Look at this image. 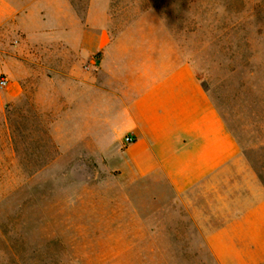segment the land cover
Here are the masks:
<instances>
[{"label": "crops", "instance_id": "crops-1", "mask_svg": "<svg viewBox=\"0 0 264 264\" xmlns=\"http://www.w3.org/2000/svg\"><path fill=\"white\" fill-rule=\"evenodd\" d=\"M116 7L0 0V20L14 14L30 48L16 59L6 99L22 96L28 73L52 71L36 85L52 89L54 102L61 87L63 141L112 152L128 210L158 232L160 248H201L214 264H264V159L239 142L160 18L129 12L113 33Z\"/></svg>", "mask_w": 264, "mask_h": 264}, {"label": "rangeland", "instance_id": "rangeland-1", "mask_svg": "<svg viewBox=\"0 0 264 264\" xmlns=\"http://www.w3.org/2000/svg\"><path fill=\"white\" fill-rule=\"evenodd\" d=\"M129 12L160 18L239 142L264 159V0H117L110 31ZM14 18L0 20V264H214L201 248L158 246L128 210L110 150L63 141L61 87L54 102L36 85L52 71L28 73L22 96L6 99L30 49Z\"/></svg>", "mask_w": 264, "mask_h": 264}, {"label": "built area", "instance_id": "built-area-1", "mask_svg": "<svg viewBox=\"0 0 264 264\" xmlns=\"http://www.w3.org/2000/svg\"><path fill=\"white\" fill-rule=\"evenodd\" d=\"M4 85H5V81H2V82L0 83V86L3 87ZM129 142H131V139H129V138H125V139H124V143H125V144H127V143H129Z\"/></svg>", "mask_w": 264, "mask_h": 264}]
</instances>
